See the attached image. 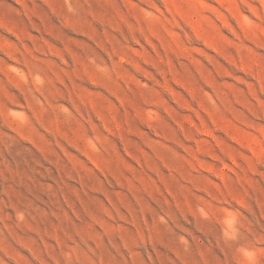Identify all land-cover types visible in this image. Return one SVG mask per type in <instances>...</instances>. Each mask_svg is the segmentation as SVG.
Instances as JSON below:
<instances>
[{
	"label": "rangeland",
	"instance_id": "obj_1",
	"mask_svg": "<svg viewBox=\"0 0 264 264\" xmlns=\"http://www.w3.org/2000/svg\"><path fill=\"white\" fill-rule=\"evenodd\" d=\"M0 264H264V0H0Z\"/></svg>",
	"mask_w": 264,
	"mask_h": 264
}]
</instances>
